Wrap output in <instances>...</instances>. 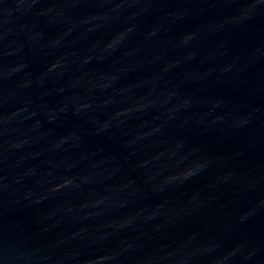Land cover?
<instances>
[{
	"label": "water",
	"instance_id": "1",
	"mask_svg": "<svg viewBox=\"0 0 264 264\" xmlns=\"http://www.w3.org/2000/svg\"><path fill=\"white\" fill-rule=\"evenodd\" d=\"M0 264H264V0H0Z\"/></svg>",
	"mask_w": 264,
	"mask_h": 264
}]
</instances>
